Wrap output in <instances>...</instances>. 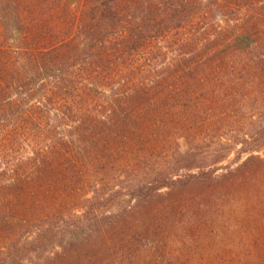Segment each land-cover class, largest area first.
<instances>
[{
    "label": "trees",
    "instance_id": "16d2710c",
    "mask_svg": "<svg viewBox=\"0 0 264 264\" xmlns=\"http://www.w3.org/2000/svg\"><path fill=\"white\" fill-rule=\"evenodd\" d=\"M263 150L264 0H0V264H264Z\"/></svg>",
    "mask_w": 264,
    "mask_h": 264
},
{
    "label": "rangeland",
    "instance_id": "374dc122",
    "mask_svg": "<svg viewBox=\"0 0 264 264\" xmlns=\"http://www.w3.org/2000/svg\"><path fill=\"white\" fill-rule=\"evenodd\" d=\"M261 155L264 156V150L261 152ZM235 158V155L233 154L228 160L227 162H230L232 161L233 159ZM45 253V252H42V254ZM40 256H41V253H40ZM143 257L142 258H146V259H152V253L150 251H147L146 254H143L142 255ZM42 257V256H41ZM34 260L37 261L39 260L37 257H34ZM198 261H201L198 259ZM140 264H144V263H140Z\"/></svg>",
    "mask_w": 264,
    "mask_h": 264
}]
</instances>
